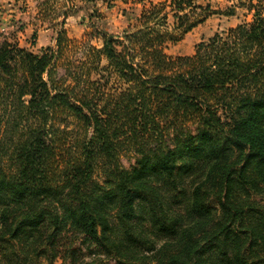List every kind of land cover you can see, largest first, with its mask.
Masks as SVG:
<instances>
[{
  "label": "trees",
  "instance_id": "16d2710c",
  "mask_svg": "<svg viewBox=\"0 0 264 264\" xmlns=\"http://www.w3.org/2000/svg\"><path fill=\"white\" fill-rule=\"evenodd\" d=\"M238 6L190 56L164 50L213 14L193 0L99 47L0 42V264H264V0Z\"/></svg>",
  "mask_w": 264,
  "mask_h": 264
},
{
  "label": "rangeland",
  "instance_id": "374dc122",
  "mask_svg": "<svg viewBox=\"0 0 264 264\" xmlns=\"http://www.w3.org/2000/svg\"><path fill=\"white\" fill-rule=\"evenodd\" d=\"M162 1L164 0H0V42L15 38L19 47L39 54L41 49L53 45L54 25L62 24L69 39H90L91 45L99 47L100 42L91 39L95 34L92 26L120 35L136 23L143 5ZM193 2L203 8L208 7L213 14L179 42L168 44L164 52L170 57L190 56L200 42L251 20V15L238 6L239 0ZM123 163L128 166L131 162L124 159ZM82 257L83 260L77 264H107L102 258H94L86 253ZM55 264L63 262L57 260Z\"/></svg>",
  "mask_w": 264,
  "mask_h": 264
}]
</instances>
